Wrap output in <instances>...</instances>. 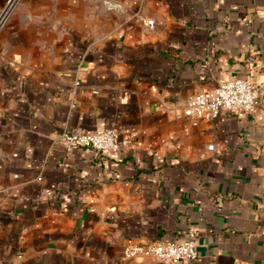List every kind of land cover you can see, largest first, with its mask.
I'll use <instances>...</instances> for the list:
<instances>
[{
	"label": "crops",
	"instance_id": "0c3cea01",
	"mask_svg": "<svg viewBox=\"0 0 264 264\" xmlns=\"http://www.w3.org/2000/svg\"><path fill=\"white\" fill-rule=\"evenodd\" d=\"M134 1L0 0V264H162L124 246L189 229L177 264H264V0ZM239 78L254 113L179 116ZM111 127L131 146L57 141Z\"/></svg>",
	"mask_w": 264,
	"mask_h": 264
},
{
	"label": "built area",
	"instance_id": "2783aa9c",
	"mask_svg": "<svg viewBox=\"0 0 264 264\" xmlns=\"http://www.w3.org/2000/svg\"><path fill=\"white\" fill-rule=\"evenodd\" d=\"M7 15L8 10L1 14L0 25L7 19ZM155 28L156 19L152 18L149 29ZM74 85L77 87L79 82L75 81ZM261 103L262 92L256 83L249 79H232L187 97L179 116L190 117L196 124L200 118L213 120L226 112L254 113ZM57 141L69 148H91L96 155L126 149L132 144V139L122 138L115 127L80 134L64 131L58 135ZM123 252L126 258L148 259L162 264L194 261L198 256L196 232L189 229L181 240L176 241L129 242Z\"/></svg>",
	"mask_w": 264,
	"mask_h": 264
},
{
	"label": "water",
	"instance_id": "95a60500",
	"mask_svg": "<svg viewBox=\"0 0 264 264\" xmlns=\"http://www.w3.org/2000/svg\"><path fill=\"white\" fill-rule=\"evenodd\" d=\"M108 3V5H110V3L109 2H107ZM113 6V5H112Z\"/></svg>",
	"mask_w": 264,
	"mask_h": 264
}]
</instances>
